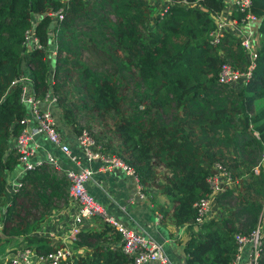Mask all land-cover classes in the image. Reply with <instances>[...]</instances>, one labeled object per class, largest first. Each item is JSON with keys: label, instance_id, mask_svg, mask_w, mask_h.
I'll list each match as a JSON object with an SVG mask.
<instances>
[{"label": "trees", "instance_id": "trees-1", "mask_svg": "<svg viewBox=\"0 0 264 264\" xmlns=\"http://www.w3.org/2000/svg\"><path fill=\"white\" fill-rule=\"evenodd\" d=\"M173 1L159 13L149 0H0V253L19 241L50 249L38 232L68 202L66 179L45 162L5 192L25 115L9 84L22 75L39 95L57 96V124L75 134L86 127L102 152L133 169L150 201L165 198L156 204L159 220L185 227L182 264H231L234 235H248L264 214V0H250L259 46L240 87L216 80L221 63L246 69L239 34L224 31L216 44L208 37L225 0ZM58 8L62 18L51 19L47 12ZM30 27L40 48L26 50ZM101 121L106 129L94 128ZM214 163L233 183L216 195L218 216L197 223L193 204L208 196ZM94 225L69 242L75 263L131 264L113 227ZM262 245L257 264L264 233Z\"/></svg>", "mask_w": 264, "mask_h": 264}, {"label": "built area", "instance_id": "built-area-1", "mask_svg": "<svg viewBox=\"0 0 264 264\" xmlns=\"http://www.w3.org/2000/svg\"><path fill=\"white\" fill-rule=\"evenodd\" d=\"M61 1L66 2L67 0ZM154 1L160 7L159 13H162L166 6L174 2L173 0ZM249 6L250 0H231L230 9L226 8V12L221 11V13L213 15L214 27L208 33L209 42L216 44L224 31H230L235 25L239 28L244 27L243 32L246 36H240L237 30L233 31L239 34L240 45L247 63L246 69L239 71L228 63H221L217 73V82L228 87H240L248 78L253 66L256 40L250 29L252 22L257 18L250 13ZM231 11L241 13L243 16L236 20L231 17ZM47 15L53 20L62 18L60 8L49 10ZM32 29L30 27L23 34V47L26 50L40 48L38 38ZM14 87L19 89L18 100L25 109V115L22 119L24 126L14 136L11 147L15 156V165L19 167V173L22 175L6 181L5 192L12 195L20 188L22 176L27 171L33 170L39 163L45 162L66 179L67 200L72 211L63 220L57 217L48 220L49 226L47 228H50L49 232L52 231L50 233L51 240L48 234L46 236L50 241V249L39 252L34 246L27 245L22 241L11 243L0 254L1 264H76V258L69 242L76 239L77 233L91 226L89 223L93 218L111 225L119 234L120 249L123 254L130 257L131 264H172L160 243L152 240L145 232L129 228L119 222L116 217L106 213L87 191L85 184L91 179L93 171L89 165L82 163L81 158L70 149L65 134L58 128L57 121L51 112V109L57 106V96L51 90H44L39 95L32 86L30 79L22 75L10 82L9 88ZM37 135H42L46 142L63 157L66 166H63L50 152H44L41 160L39 158L34 159L38 147L34 140ZM75 142L86 162L99 160L104 163V167L120 170L134 182V196L138 199L145 198L142 191L143 187L138 182L133 169L117 156L102 152L86 129H81L75 134ZM206 181L210 188L208 196L193 204L196 208L197 223L208 219L212 207L211 202L215 201L217 194L233 183L229 172L219 163H214L209 169ZM154 215L155 223H158L161 214L155 211ZM263 220L264 214H261L258 223L248 235H234L236 249L231 264H257L263 249ZM62 228L66 230L65 234L61 233ZM38 233L43 234L42 231Z\"/></svg>", "mask_w": 264, "mask_h": 264}, {"label": "crops", "instance_id": "crops-1", "mask_svg": "<svg viewBox=\"0 0 264 264\" xmlns=\"http://www.w3.org/2000/svg\"><path fill=\"white\" fill-rule=\"evenodd\" d=\"M225 4L229 5L230 0H225L224 6ZM239 29L243 31L244 27L241 26ZM57 110V106L51 109L55 118L58 115L56 113ZM59 123V128L65 134L70 149L81 158L82 163L89 165L93 171L91 179L86 182L85 187L94 200L101 205L106 213L116 217L119 222L129 228L145 232L152 240L160 243L172 264H182V244L186 239L184 225L175 227L168 216H162V219L158 223H155L154 212L156 211L157 203L150 201L146 195L144 199H138L134 196V182L120 170L104 167V163L99 160L86 162L75 142V133L72 127L61 122ZM34 140L38 144L34 159L39 158L41 160L43 159L44 152H50L56 156L63 166L67 165L63 157L46 142L42 135H37ZM21 175L19 167L14 165L11 170L4 173V180L8 182L16 176L21 177ZM158 196L161 197L159 203H163L165 198L161 195ZM211 204L212 207L208 218L218 216L220 213L215 206V201H212ZM71 211L72 207L67 202L65 207L54 212L55 216L52 218H67ZM89 224L94 226L93 222ZM73 253L76 257V253L74 251Z\"/></svg>", "mask_w": 264, "mask_h": 264}, {"label": "rangeland", "instance_id": "rangeland-1", "mask_svg": "<svg viewBox=\"0 0 264 264\" xmlns=\"http://www.w3.org/2000/svg\"><path fill=\"white\" fill-rule=\"evenodd\" d=\"M150 2H151V4L152 3H155V1L154 0H149ZM156 4V3H155ZM226 8H228V9H230V4L229 5H226L225 4V6H224V8L222 9V11L223 12H226ZM233 30H237V31H239V33H240V36H246L245 35V33L242 31V30H240L239 29V27L237 26V25H235L230 31L232 32ZM228 31V30H227ZM250 32H253V29L251 28L250 29ZM256 38L258 39V36L256 35ZM88 116H92V117H96L95 116V114L93 113V112H85ZM103 123H104V121H101L100 123H97V122H93V124H94V128H100L101 130L102 129H106V127H104L103 126ZM85 128L86 127H82V129H84L85 130ZM88 131V130H87ZM160 200H161V197L160 196H158V195H154V201L156 202V203H158L159 204V202H160ZM59 219H64V218H59ZM94 223L95 224V222H96V219H94L93 218V220L91 221V223ZM48 226H49V223H48ZM95 226V225H94ZM49 230H50V228H47V224L46 225H44V228L42 229V236H47V234H48V236H50V233L52 232H49ZM49 232V233H48ZM65 232H66V230L65 229H63L62 228V231H61V233L62 234H65ZM50 240H51V236H50ZM6 246V245H5ZM5 246L4 247H1V253L0 254H2L3 252H4V248H5Z\"/></svg>", "mask_w": 264, "mask_h": 264}, {"label": "water", "instance_id": "water-1", "mask_svg": "<svg viewBox=\"0 0 264 264\" xmlns=\"http://www.w3.org/2000/svg\"><path fill=\"white\" fill-rule=\"evenodd\" d=\"M51 26H52V23L50 22V23L48 24V29H50ZM50 34H51V33L48 32L47 36L50 37ZM54 48H55V43H51V44H49V49H50V50H53ZM183 261H184V260L182 259V263H183Z\"/></svg>", "mask_w": 264, "mask_h": 264}, {"label": "clouds", "instance_id": "clouds-1", "mask_svg": "<svg viewBox=\"0 0 264 264\" xmlns=\"http://www.w3.org/2000/svg\"><path fill=\"white\" fill-rule=\"evenodd\" d=\"M230 1H231V0H230ZM255 17H256V16H255ZM256 18H257V17H256ZM251 28H252V27H251ZM252 35H253V33H252ZM255 40H256V42H259V40H258L257 38H256ZM256 42H255V44H256V45H255V50H256V48L259 46V43H256ZM243 54H244V53H243ZM244 58H245V57H244ZM245 61H246V60H245ZM246 64H247V63H246Z\"/></svg>", "mask_w": 264, "mask_h": 264}]
</instances>
